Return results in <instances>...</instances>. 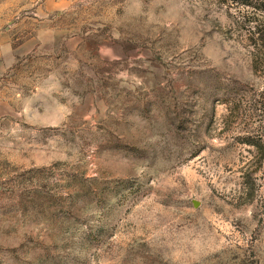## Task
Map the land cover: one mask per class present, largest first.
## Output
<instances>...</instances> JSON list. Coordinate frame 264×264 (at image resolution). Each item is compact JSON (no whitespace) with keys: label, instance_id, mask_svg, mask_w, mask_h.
<instances>
[{"label":"rangeland","instance_id":"obj_1","mask_svg":"<svg viewBox=\"0 0 264 264\" xmlns=\"http://www.w3.org/2000/svg\"><path fill=\"white\" fill-rule=\"evenodd\" d=\"M10 22L0 264H264V0H0Z\"/></svg>","mask_w":264,"mask_h":264},{"label":"crops","instance_id":"obj_2","mask_svg":"<svg viewBox=\"0 0 264 264\" xmlns=\"http://www.w3.org/2000/svg\"><path fill=\"white\" fill-rule=\"evenodd\" d=\"M14 25L13 22H10L6 27H0V80L7 72L11 71L21 49L20 46H13Z\"/></svg>","mask_w":264,"mask_h":264},{"label":"trees","instance_id":"obj_3","mask_svg":"<svg viewBox=\"0 0 264 264\" xmlns=\"http://www.w3.org/2000/svg\"><path fill=\"white\" fill-rule=\"evenodd\" d=\"M240 4L248 6L247 2L240 1ZM248 33L250 36L247 38L250 44L253 46L254 52L253 57L254 60L252 62V67L254 70L261 69V72L264 73V36L262 33V28L260 26L250 27L248 29ZM261 66L263 68H261ZM264 95V93H263Z\"/></svg>","mask_w":264,"mask_h":264}]
</instances>
